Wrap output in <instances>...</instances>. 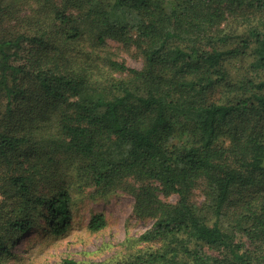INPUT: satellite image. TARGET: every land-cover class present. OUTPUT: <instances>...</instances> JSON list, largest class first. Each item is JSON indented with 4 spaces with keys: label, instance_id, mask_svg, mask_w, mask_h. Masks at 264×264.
Masks as SVG:
<instances>
[{
    "label": "trees",
    "instance_id": "trees-1",
    "mask_svg": "<svg viewBox=\"0 0 264 264\" xmlns=\"http://www.w3.org/2000/svg\"><path fill=\"white\" fill-rule=\"evenodd\" d=\"M64 154L154 221L118 259L61 264H264V0H0V264L41 207L68 230Z\"/></svg>",
    "mask_w": 264,
    "mask_h": 264
},
{
    "label": "rangeland",
    "instance_id": "rangeland-1",
    "mask_svg": "<svg viewBox=\"0 0 264 264\" xmlns=\"http://www.w3.org/2000/svg\"><path fill=\"white\" fill-rule=\"evenodd\" d=\"M93 41V36L86 38L90 46ZM100 46L128 66H143L144 59L135 46L125 45L113 38H106ZM80 49L78 47L75 53ZM59 159L64 176L60 185H70L72 192V218L68 230L62 234L52 233L46 221L48 206L41 207V213H35L36 227L25 234H10L9 246L13 255H7L3 264H61L66 257L91 262L118 259L127 251L126 241L129 238L139 237L152 226L154 220L151 217H143L134 210L136 198L131 193L116 189L97 194V187L90 184L82 173V162L76 155L64 154ZM4 169H7L6 164L0 163V170ZM55 189L57 191L58 187ZM42 192L51 193L48 184H44ZM161 198L171 202L178 199L177 195L163 194ZM194 198L202 201L204 196L200 189L195 191ZM101 212L105 214L107 224L100 230L92 231L89 228L91 218Z\"/></svg>",
    "mask_w": 264,
    "mask_h": 264
}]
</instances>
